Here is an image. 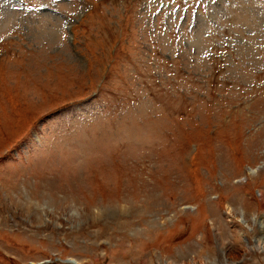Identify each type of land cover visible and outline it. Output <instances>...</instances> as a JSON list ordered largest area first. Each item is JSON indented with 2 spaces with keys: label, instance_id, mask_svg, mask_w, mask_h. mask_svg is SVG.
<instances>
[{
  "label": "rangeland",
  "instance_id": "374dc122",
  "mask_svg": "<svg viewBox=\"0 0 264 264\" xmlns=\"http://www.w3.org/2000/svg\"><path fill=\"white\" fill-rule=\"evenodd\" d=\"M70 260L264 264V0H0V264Z\"/></svg>",
  "mask_w": 264,
  "mask_h": 264
},
{
  "label": "bare ground",
  "instance_id": "6f19581e",
  "mask_svg": "<svg viewBox=\"0 0 264 264\" xmlns=\"http://www.w3.org/2000/svg\"><path fill=\"white\" fill-rule=\"evenodd\" d=\"M262 244V243H261ZM71 261V263H75V264H79V263H77V262H75V261H73V260H70Z\"/></svg>",
  "mask_w": 264,
  "mask_h": 264
}]
</instances>
